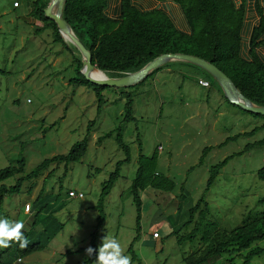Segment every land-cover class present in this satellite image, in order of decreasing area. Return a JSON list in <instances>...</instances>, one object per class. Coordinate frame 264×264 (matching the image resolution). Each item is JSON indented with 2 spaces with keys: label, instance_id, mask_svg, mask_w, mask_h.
Masks as SVG:
<instances>
[{
  "label": "rangeland",
  "instance_id": "374dc122",
  "mask_svg": "<svg viewBox=\"0 0 264 264\" xmlns=\"http://www.w3.org/2000/svg\"><path fill=\"white\" fill-rule=\"evenodd\" d=\"M15 1L0 0V169L17 164L24 156L28 173L45 158L67 154L90 131L87 152L80 161L53 163L39 177L25 181L20 193L4 195L1 219L22 221L25 230L35 231L32 240L42 239L55 227L53 218L63 223L62 228L56 224L58 231L47 247L24 257L23 264H84L89 257L85 249L92 247L94 235L97 245L102 237L115 238L132 261L128 249L139 231L131 185L139 165L140 143L145 155L159 153L158 172L176 182L172 191L147 188L141 192L142 230L134 248L142 264H188L189 256L201 254L206 247L202 234L191 240L195 224L185 223L189 208L202 196L210 205L208 218L218 222L221 231L240 225L249 212H264L260 201L264 180L258 175L264 166V147L238 154L248 143L264 138V128L220 146L230 136L263 125L264 118L229 102L208 73L177 60L170 62L173 71L161 70L139 85L107 88L100 104L93 86L71 83L76 77V57L83 62L77 47L68 39L72 50L54 42L51 29L19 16ZM157 1L135 0L147 9ZM167 5L178 27L187 30L181 8ZM104 74L100 76L118 77ZM202 79L210 86H203ZM125 91L134 97L132 120H126ZM119 135L130 148V160L120 167V176L105 201L107 218L98 226L103 183L128 156ZM206 146L213 148L199 164ZM233 154L237 155L207 189L213 165ZM17 177L6 180L7 187L16 184ZM75 189L84 196L70 197L68 191ZM41 191L48 197L43 202L59 209L51 217L43 213L34 227V205ZM27 204L31 211L26 214ZM156 231L159 238L153 237ZM16 262L17 258L7 264ZM252 264H264V254Z\"/></svg>",
  "mask_w": 264,
  "mask_h": 264
},
{
  "label": "trees",
  "instance_id": "16d2710c",
  "mask_svg": "<svg viewBox=\"0 0 264 264\" xmlns=\"http://www.w3.org/2000/svg\"><path fill=\"white\" fill-rule=\"evenodd\" d=\"M158 1L166 3L164 5L165 9L161 7L147 9L141 7L133 0H120L118 9L112 12L110 10V0H67L63 16L84 45L92 52L93 63L103 73L122 76L127 72L142 68L150 60L163 53L191 54L214 63L233 80L245 96L257 105H264V60L257 53V48L264 44V38L262 37L264 36V8L261 7L260 2L256 3L261 16L260 23L252 32L249 44H246L244 41V27L247 0H242L240 4L236 0ZM50 2L51 0H34L31 14L43 23V29L52 30L54 42L61 43L67 49L72 50L56 22L45 16L44 10ZM170 3L176 4L181 8L187 22V30L178 27L172 14L167 10L169 7L167 4ZM244 50L246 56L244 55ZM76 62V77L71 79V83L76 86H93L99 97L100 104L103 103L105 101L103 92L110 86L97 85L88 81L81 72L82 59L76 57ZM189 64L208 73L195 64ZM169 65L170 62L153 70L140 83L145 82L150 76ZM213 82L219 85L214 78ZM123 96L127 99L125 103L126 120H132L134 119L133 93L125 91ZM243 111L264 118L261 114ZM261 128H264V124L255 127L251 131L230 136L220 146L240 136L254 134ZM89 136L90 131L82 140L73 144L67 154H57L53 157L45 158L28 173H25L27 160L24 156L18 160L17 164L1 168L0 203L6 193H20L25 181H31L39 177L41 173L50 168L51 164L56 162L69 164L80 161L87 152ZM118 141L120 146L127 151L128 156L126 160L118 163L116 170L103 183L97 205L100 211L98 226H101L107 218L105 201L120 176V167L123 162L130 160V148L123 141L121 135H119ZM257 146L264 147V138L248 143L238 154H243ZM212 148L213 146H206L203 149L199 164H203ZM235 155L237 154L230 155L213 165L207 189L212 186L222 168ZM158 162L159 153L155 151L150 156L145 155L140 143L139 165L136 177L131 185L133 200L138 210L137 229L139 233L135 236L128 249V252L132 254V261L138 262V264H142V259L135 250L134 244L140 239L142 230L143 199L141 192L147 188L172 191L176 187V182L171 177L158 172ZM258 175L264 180V166L259 169ZM14 176H18L16 184L7 187L5 181ZM62 189L61 187L57 198L61 196ZM69 192L70 190L68 194ZM43 199L47 200L48 197L44 194V191H41L34 205L36 209L35 220L33 221L34 227L38 224L37 218L43 213L51 217L59 209V207L55 208L51 202H43ZM260 201L264 202V197ZM39 203L43 204L38 206ZM210 211V205L206 201L205 196H202L196 204L189 208L188 213L190 216L185 226L192 223L195 224L189 237L193 240L196 236L202 234V240L206 247L201 251V254L189 256L187 258L188 264H252L257 256L264 254V245H261V242H264V212L257 214L249 212L240 225L231 231H221L219 223L208 218ZM0 214L1 219L4 215L2 211H0ZM52 222H55V227L46 235L41 234L43 238L37 241L32 240L33 237L37 236L35 231L23 229L24 235L29 241L27 248L21 249L18 243L12 242L9 248L0 250V264L11 263L16 258H23L44 250L51 238L57 233V225L60 228L63 227V223L55 218H53ZM175 231L178 232L176 229ZM95 236L91 240L93 249L98 248L103 238H100L99 245H97ZM82 250V248L78 250L69 249L68 253H76ZM96 255V252H93L84 264H93ZM237 258L240 261H237Z\"/></svg>",
  "mask_w": 264,
  "mask_h": 264
},
{
  "label": "water",
  "instance_id": "95a60500",
  "mask_svg": "<svg viewBox=\"0 0 264 264\" xmlns=\"http://www.w3.org/2000/svg\"><path fill=\"white\" fill-rule=\"evenodd\" d=\"M66 1L67 0H51L50 4L44 10L45 16L54 20L65 38L71 41L81 52L83 57V66L81 68V72L85 75L88 81L97 85L116 88L132 87L144 81L153 70L165 65L166 63H169L173 60L186 61L195 64L207 71L219 83L226 98L232 104L238 105L243 110L248 112L257 113L264 116V105H257L247 96H245L224 71H222L214 63L191 54L163 53L150 60L142 68L136 71L127 72L122 76H106L104 78H95L91 76V71L97 67V65L93 63L92 52L84 45V43L80 40L78 35L63 16Z\"/></svg>",
  "mask_w": 264,
  "mask_h": 264
},
{
  "label": "clouds",
  "instance_id": "9594fccd",
  "mask_svg": "<svg viewBox=\"0 0 264 264\" xmlns=\"http://www.w3.org/2000/svg\"><path fill=\"white\" fill-rule=\"evenodd\" d=\"M24 211L29 213L31 205H25ZM24 227L22 221L0 219V249L9 248L12 242L18 243L21 249L27 248L29 241L24 235ZM85 252L88 256L96 252L94 264H132L131 257L123 254L124 250L115 238L103 237L97 249L88 246ZM23 258H17L16 264H23Z\"/></svg>",
  "mask_w": 264,
  "mask_h": 264
},
{
  "label": "crops",
  "instance_id": "0c3cea01",
  "mask_svg": "<svg viewBox=\"0 0 264 264\" xmlns=\"http://www.w3.org/2000/svg\"><path fill=\"white\" fill-rule=\"evenodd\" d=\"M20 1V5L18 7H15L17 9H20L19 16L23 18H28L29 20L39 23L40 25H43L42 22L34 18L31 14V11L33 9V1L34 0H25V3ZM113 5H111V0H110V10L114 12L116 9H118L120 0H113ZM135 2V0H133ZM237 1V0H236ZM242 0H238L237 3H241ZM257 2L261 3V7L264 8V0H247V11H246V22H245V31H244V41L246 44H249V39L251 37L252 32L254 31L255 27H257L260 23V14H259V9L257 6ZM136 3V2H135ZM166 3H162L160 1H157L155 7H161L162 9H165ZM264 38V36H262ZM262 38V39H263ZM257 53L261 56V58L264 60V44L260 45L257 48ZM189 63V62H188ZM162 70L166 71H173L171 66L165 67ZM161 71V70H160ZM159 72V71H158ZM162 72V71H161ZM76 190V189H75Z\"/></svg>",
  "mask_w": 264,
  "mask_h": 264
},
{
  "label": "built area",
  "instance_id": "2783aa9c",
  "mask_svg": "<svg viewBox=\"0 0 264 264\" xmlns=\"http://www.w3.org/2000/svg\"><path fill=\"white\" fill-rule=\"evenodd\" d=\"M19 5H20V1L19 0H16L14 2V6L15 7H18ZM201 84L203 86H210V82L208 80H206V79H202ZM69 195H70V197H83L84 196V193L83 192H78L77 190H71L69 192ZM153 237L154 238H159L160 237L159 231L154 232L153 233Z\"/></svg>",
  "mask_w": 264,
  "mask_h": 264
},
{
  "label": "bare ground",
  "instance_id": "6f19581e",
  "mask_svg": "<svg viewBox=\"0 0 264 264\" xmlns=\"http://www.w3.org/2000/svg\"><path fill=\"white\" fill-rule=\"evenodd\" d=\"M99 70H100V69H99ZM100 71H101V70H100ZM103 74H104V73H103ZM90 75L93 76V77H95V78H104V77L100 76V73H99V72H97L96 67L91 71ZM104 75H105V74H104Z\"/></svg>",
  "mask_w": 264,
  "mask_h": 264
}]
</instances>
